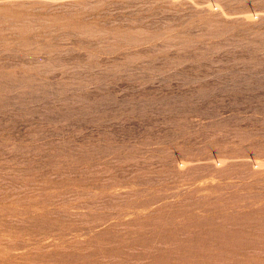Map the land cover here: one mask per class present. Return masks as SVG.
Wrapping results in <instances>:
<instances>
[{"label": "rangeland", "instance_id": "374dc122", "mask_svg": "<svg viewBox=\"0 0 264 264\" xmlns=\"http://www.w3.org/2000/svg\"><path fill=\"white\" fill-rule=\"evenodd\" d=\"M0 264H264V0H0Z\"/></svg>", "mask_w": 264, "mask_h": 264}]
</instances>
